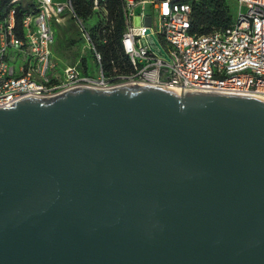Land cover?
Returning a JSON list of instances; mask_svg holds the SVG:
<instances>
[{"label":"water","instance_id":"1","mask_svg":"<svg viewBox=\"0 0 264 264\" xmlns=\"http://www.w3.org/2000/svg\"><path fill=\"white\" fill-rule=\"evenodd\" d=\"M182 91L0 106V264H264V97Z\"/></svg>","mask_w":264,"mask_h":264},{"label":"built area","instance_id":"2","mask_svg":"<svg viewBox=\"0 0 264 264\" xmlns=\"http://www.w3.org/2000/svg\"><path fill=\"white\" fill-rule=\"evenodd\" d=\"M102 0H90L83 17L73 0H0V106L25 96L48 97L79 86L113 88L152 84L176 91L202 90L264 95V0H226L234 8L231 24L208 33L193 31V4L200 0H123L125 66L104 65L96 27L108 21ZM152 12L145 14L146 2ZM143 11L136 14V4ZM23 9L17 35L16 14ZM26 8V7H25ZM70 18L82 51L73 63L55 55L53 22ZM150 17V21H147ZM138 20V22H137Z\"/></svg>","mask_w":264,"mask_h":264},{"label":"trees","instance_id":"3","mask_svg":"<svg viewBox=\"0 0 264 264\" xmlns=\"http://www.w3.org/2000/svg\"><path fill=\"white\" fill-rule=\"evenodd\" d=\"M76 12L87 17L92 13V2L90 0H73ZM101 5L108 11V21L99 22L95 36L96 44L102 53L104 65L110 68L113 63L116 66H125L128 56L125 54L121 38L125 31V2L123 0H102ZM26 7V8H25ZM20 6L16 14L17 35L21 36V21L23 9ZM234 8L226 0H200L193 4V31L208 33L214 28L228 26L234 18ZM80 42V39H79ZM77 59V58H76Z\"/></svg>","mask_w":264,"mask_h":264},{"label":"rangeland","instance_id":"4","mask_svg":"<svg viewBox=\"0 0 264 264\" xmlns=\"http://www.w3.org/2000/svg\"><path fill=\"white\" fill-rule=\"evenodd\" d=\"M54 2H66L67 0H53ZM143 11L142 4L137 3L136 14ZM145 14L152 12L151 3L148 1L144 7ZM234 12V11H233ZM56 33L55 55L60 62L73 63L82 51V44L79 42L78 30L70 18H65L63 23L53 22Z\"/></svg>","mask_w":264,"mask_h":264},{"label":"bare ground","instance_id":"5","mask_svg":"<svg viewBox=\"0 0 264 264\" xmlns=\"http://www.w3.org/2000/svg\"><path fill=\"white\" fill-rule=\"evenodd\" d=\"M259 96H262V97H264V95H259Z\"/></svg>","mask_w":264,"mask_h":264},{"label":"crops","instance_id":"6","mask_svg":"<svg viewBox=\"0 0 264 264\" xmlns=\"http://www.w3.org/2000/svg\"><path fill=\"white\" fill-rule=\"evenodd\" d=\"M137 22H138V20H137Z\"/></svg>","mask_w":264,"mask_h":264}]
</instances>
